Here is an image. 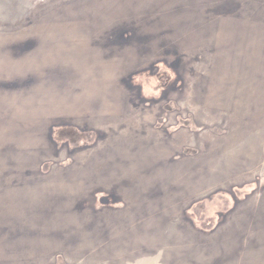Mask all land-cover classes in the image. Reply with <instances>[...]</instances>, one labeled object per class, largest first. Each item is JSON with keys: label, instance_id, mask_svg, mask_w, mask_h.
I'll list each match as a JSON object with an SVG mask.
<instances>
[{"label": "rangeland", "instance_id": "obj_1", "mask_svg": "<svg viewBox=\"0 0 264 264\" xmlns=\"http://www.w3.org/2000/svg\"><path fill=\"white\" fill-rule=\"evenodd\" d=\"M0 264H264V0H0Z\"/></svg>", "mask_w": 264, "mask_h": 264}]
</instances>
